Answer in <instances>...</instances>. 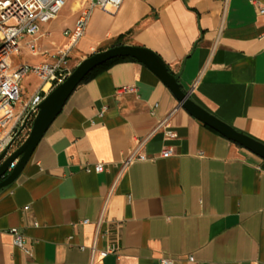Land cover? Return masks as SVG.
<instances>
[{
    "label": "crops",
    "instance_id": "1",
    "mask_svg": "<svg viewBox=\"0 0 264 264\" xmlns=\"http://www.w3.org/2000/svg\"><path fill=\"white\" fill-rule=\"evenodd\" d=\"M119 35L118 44L155 52L193 102L264 144V14L252 0L94 7L70 68L118 45ZM68 42L61 37L62 48ZM129 86L135 90L121 91ZM164 147L170 156H161ZM96 163L102 171L85 170ZM11 228L23 233L31 257L13 244ZM116 233L118 253L96 254L90 263L93 241L102 250ZM163 258L264 264V160L190 115L145 65L119 58L76 86L19 176L0 189V264H160Z\"/></svg>",
    "mask_w": 264,
    "mask_h": 264
},
{
    "label": "built area",
    "instance_id": "2",
    "mask_svg": "<svg viewBox=\"0 0 264 264\" xmlns=\"http://www.w3.org/2000/svg\"><path fill=\"white\" fill-rule=\"evenodd\" d=\"M67 0H0V154L9 147H18L29 134L35 115L38 112V104L57 85L62 83L71 72L70 52L82 35L90 11L94 7L106 10L108 7H116L121 0H84L87 5L81 15L75 21L72 29H63L61 35L69 39L66 47L49 53L43 49L42 39L46 38L48 31L43 25L50 23L59 15L66 5ZM257 13L264 14V1L252 0ZM21 55L41 56L35 63L17 60ZM32 73L36 81L31 90H23L21 82L26 74ZM134 86L123 87L122 92H133ZM171 136V131H166ZM13 148V149H14ZM172 154L170 147H164L162 157ZM132 156V155H131ZM129 156L127 160L132 157ZM140 158H144L140 156ZM15 164L12 162L10 170ZM93 169L100 172L103 169L101 163L86 166L85 170ZM27 209V207L25 208ZM102 218L95 222V237L98 236ZM82 223H88L83 219ZM13 244L21 249L26 257L32 256L31 245L25 236L17 228L9 229ZM83 245L79 249H84ZM90 263L98 254L104 257L108 254H117L119 251V237L115 234L107 246L97 250L95 242L88 247ZM192 261V257H188ZM160 264H173L171 259L163 258Z\"/></svg>",
    "mask_w": 264,
    "mask_h": 264
},
{
    "label": "water",
    "instance_id": "3",
    "mask_svg": "<svg viewBox=\"0 0 264 264\" xmlns=\"http://www.w3.org/2000/svg\"><path fill=\"white\" fill-rule=\"evenodd\" d=\"M116 57H131L145 65L160 79L190 115L264 160V144L235 131L193 102L178 82L179 74L170 73L164 61L155 52L140 45L118 44L83 58L71 70L66 79L54 87L38 104V112L26 139L9 155L5 156L9 147L0 154V189L9 186L19 176L35 146L61 112L66 100L84 76L98 65ZM14 161V166L8 170Z\"/></svg>",
    "mask_w": 264,
    "mask_h": 264
},
{
    "label": "rangeland",
    "instance_id": "4",
    "mask_svg": "<svg viewBox=\"0 0 264 264\" xmlns=\"http://www.w3.org/2000/svg\"><path fill=\"white\" fill-rule=\"evenodd\" d=\"M72 2V0L67 1L66 5L63 7V9L60 11L59 15L51 21L48 24L43 25V28H46L48 31V35L46 38L42 39V45L43 49H47L49 53H54L57 49H61L63 47V44L60 43V39L62 37L61 33L63 29H72V9L69 8V4ZM76 3V9H78L79 16L81 15L82 10L87 7V5L84 3V0H74ZM81 5H83V8L81 9ZM17 60H23L28 61L29 63H35L38 62L41 59V56H30V55H21L16 57ZM70 63H73V56H70ZM36 81V77L32 73L26 74V76L23 78L21 82V87L23 90L29 89L31 90L32 84ZM20 145V144H19ZM14 146L10 148L9 151H13L17 147Z\"/></svg>",
    "mask_w": 264,
    "mask_h": 264
},
{
    "label": "trees",
    "instance_id": "5",
    "mask_svg": "<svg viewBox=\"0 0 264 264\" xmlns=\"http://www.w3.org/2000/svg\"><path fill=\"white\" fill-rule=\"evenodd\" d=\"M121 40H122V39L120 38V35H119V36L116 38V40H115V44L120 43ZM119 58H130V59H133L134 61H137L136 59L131 58V57H116V58L110 59V60H108V61H106V62H104V63L98 65L97 67L93 68L90 72H88V73L84 76V78H83V80L81 81V83L86 82V81H88L90 78H92L93 75H94L96 72L101 71V70L105 67V65H106L108 62H110V61H112V60H115V59H119ZM165 65H166V64H165ZM166 67H167L168 71H169L170 73H172V72L170 71V69L168 68L167 65H166ZM173 74H174V73H173ZM207 127H208V126H207ZM208 128H209V127H208ZM209 129L212 130L213 132H216L215 130H213V129H211V128H209Z\"/></svg>",
    "mask_w": 264,
    "mask_h": 264
},
{
    "label": "bare ground",
    "instance_id": "6",
    "mask_svg": "<svg viewBox=\"0 0 264 264\" xmlns=\"http://www.w3.org/2000/svg\"><path fill=\"white\" fill-rule=\"evenodd\" d=\"M76 8V3L74 2L73 4H72V9H75Z\"/></svg>",
    "mask_w": 264,
    "mask_h": 264
}]
</instances>
